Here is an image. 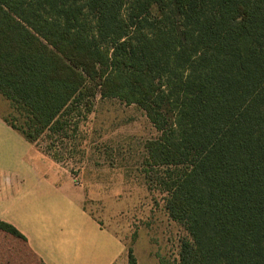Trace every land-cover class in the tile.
Wrapping results in <instances>:
<instances>
[{
  "label": "trees",
  "instance_id": "1",
  "mask_svg": "<svg viewBox=\"0 0 264 264\" xmlns=\"http://www.w3.org/2000/svg\"><path fill=\"white\" fill-rule=\"evenodd\" d=\"M96 95L159 134L145 174L188 235L178 263L264 264V0H0L6 125L51 140ZM0 235L45 264L16 227Z\"/></svg>",
  "mask_w": 264,
  "mask_h": 264
},
{
  "label": "rangeland",
  "instance_id": "2",
  "mask_svg": "<svg viewBox=\"0 0 264 264\" xmlns=\"http://www.w3.org/2000/svg\"><path fill=\"white\" fill-rule=\"evenodd\" d=\"M11 112L0 96V116ZM158 135L135 105L96 95L69 119L65 134H55L51 140L45 135L35 144L40 150L52 147L49 153L71 175L75 188L102 197L94 202L86 199L85 204L109 219L125 247V264L128 247L133 248L137 264H179L180 242L188 237L164 208L167 194L146 178L144 144ZM2 247L13 249L8 264H34L21 242L14 244L0 235Z\"/></svg>",
  "mask_w": 264,
  "mask_h": 264
},
{
  "label": "crops",
  "instance_id": "3",
  "mask_svg": "<svg viewBox=\"0 0 264 264\" xmlns=\"http://www.w3.org/2000/svg\"><path fill=\"white\" fill-rule=\"evenodd\" d=\"M100 198L75 188L68 172L0 117V221L16 227L45 264L126 263L109 219L85 204Z\"/></svg>",
  "mask_w": 264,
  "mask_h": 264
}]
</instances>
